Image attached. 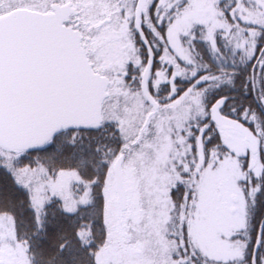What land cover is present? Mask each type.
Masks as SVG:
<instances>
[{
  "label": "snow or ice",
  "instance_id": "obj_1",
  "mask_svg": "<svg viewBox=\"0 0 264 264\" xmlns=\"http://www.w3.org/2000/svg\"><path fill=\"white\" fill-rule=\"evenodd\" d=\"M0 264H264V0H0Z\"/></svg>",
  "mask_w": 264,
  "mask_h": 264
}]
</instances>
